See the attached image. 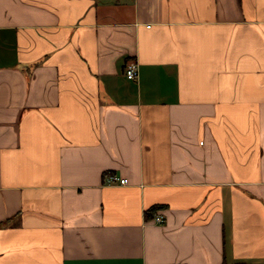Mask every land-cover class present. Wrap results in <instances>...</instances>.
<instances>
[{"label":"crops","instance_id":"1","mask_svg":"<svg viewBox=\"0 0 264 264\" xmlns=\"http://www.w3.org/2000/svg\"><path fill=\"white\" fill-rule=\"evenodd\" d=\"M0 264H264V0H0Z\"/></svg>","mask_w":264,"mask_h":264},{"label":"built area","instance_id":"2","mask_svg":"<svg viewBox=\"0 0 264 264\" xmlns=\"http://www.w3.org/2000/svg\"><path fill=\"white\" fill-rule=\"evenodd\" d=\"M125 68H126L125 74H126V77L128 79L134 80L137 78L139 68H138V63L136 61H133V60L128 61L125 65ZM107 180L109 182L118 181L121 184H126V182H127V179L120 178L118 175L113 174V173H111L107 176ZM155 221L162 222L163 216L157 215L155 218Z\"/></svg>","mask_w":264,"mask_h":264},{"label":"trees","instance_id":"3","mask_svg":"<svg viewBox=\"0 0 264 264\" xmlns=\"http://www.w3.org/2000/svg\"><path fill=\"white\" fill-rule=\"evenodd\" d=\"M158 208L157 206L151 208L148 212H147V217H151L153 215V212H155V209Z\"/></svg>","mask_w":264,"mask_h":264}]
</instances>
